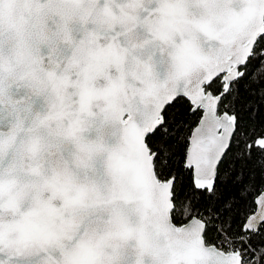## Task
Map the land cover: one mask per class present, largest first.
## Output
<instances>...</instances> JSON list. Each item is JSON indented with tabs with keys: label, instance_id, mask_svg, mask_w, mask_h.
Listing matches in <instances>:
<instances>
[{
	"label": "snow or ice",
	"instance_id": "snow-or-ice-1",
	"mask_svg": "<svg viewBox=\"0 0 264 264\" xmlns=\"http://www.w3.org/2000/svg\"><path fill=\"white\" fill-rule=\"evenodd\" d=\"M0 264H264V0H0Z\"/></svg>",
	"mask_w": 264,
	"mask_h": 264
}]
</instances>
